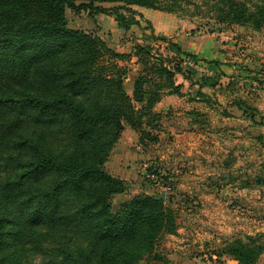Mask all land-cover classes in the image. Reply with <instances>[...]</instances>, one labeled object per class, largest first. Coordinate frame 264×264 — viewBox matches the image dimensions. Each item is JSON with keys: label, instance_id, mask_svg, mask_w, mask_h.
<instances>
[{"label": "trees", "instance_id": "1", "mask_svg": "<svg viewBox=\"0 0 264 264\" xmlns=\"http://www.w3.org/2000/svg\"><path fill=\"white\" fill-rule=\"evenodd\" d=\"M213 1L221 23L264 28V7L250 11L241 1ZM164 2L0 0V264L166 262L156 245L176 232L173 196H126L129 183L108 173L105 163L126 126L138 134L140 145L156 144L152 131L161 115L153 108L164 96H182L176 75L198 84L194 96L203 101L201 89L215 87L217 63L182 51L173 41L166 47L173 59L152 53L150 44L117 52L66 17L67 9L89 17L109 14L128 29L120 10L172 11ZM131 57L140 69L129 94L128 70L120 62ZM187 60L204 62L211 75L201 73L193 81L199 71L186 66ZM190 114L193 123H204L200 113ZM117 195L124 198L113 203ZM261 238H234L214 255L255 264L264 251Z\"/></svg>", "mask_w": 264, "mask_h": 264}, {"label": "rangeland", "instance_id": "2", "mask_svg": "<svg viewBox=\"0 0 264 264\" xmlns=\"http://www.w3.org/2000/svg\"><path fill=\"white\" fill-rule=\"evenodd\" d=\"M164 1L167 5H173L172 11L139 6H130L129 11L120 10L130 24L128 29L119 27L115 17L109 14L89 17L85 11L75 14L67 9L66 17L71 26L96 34L108 46L121 53H132L133 47L138 44H150L152 53L173 59L175 56L166 48L167 41H173L180 48L193 47L200 53L215 54V38H218L217 41L223 39L229 49L225 64L232 65L239 71V74H231L232 77H240V73L247 69L250 74L247 79L251 86L243 87L245 83L241 81L238 84L240 86L237 82L236 85L233 82V86L240 89L242 87L249 92L253 87L258 92L264 91V64L260 62L264 56V46L259 44L264 42V28L255 30L249 24L230 27L226 22L221 23L216 16L217 12L213 10V0H183L175 4L173 1ZM237 1L245 3L250 11L264 7V0ZM98 5L107 9L117 6L112 3ZM248 57L251 62L243 64V60ZM135 59L131 57L120 62L128 70L125 83L129 94L134 76L140 69ZM232 72L230 68L229 75ZM200 75L201 72L197 73L193 81ZM229 80L224 79L223 84ZM230 85L232 83L226 88ZM194 86L198 88V84ZM202 89L201 93L205 95L203 101L207 100L206 103L215 108V87L205 88L207 93ZM229 91H232V87ZM190 95H194V92ZM162 99L153 108L161 115L158 128L152 131L159 141L156 144L140 145L138 134L126 126L105 163L108 173L129 183L126 196L138 193L159 194L161 191L173 196L170 207L176 213L177 229L175 234H164L156 245V252L166 262L152 264H215L216 250L234 238H243L249 234L262 235L260 241L264 245V235L259 231L264 227V153H259L264 148L263 143L251 145L248 137L243 139L244 136L240 134L241 138H228L230 144L227 141L220 145L215 144L214 111L205 115L196 111L204 116L201 119L205 127L202 126L199 131L191 130L179 134L169 122L173 120L181 125L185 122L194 125L195 117L190 114V110L194 106H200L190 104V112L186 115L181 113L178 103L165 107ZM219 100L225 104L223 98ZM255 131L257 130L251 131L254 137L257 135ZM196 132H202L201 136H197ZM234 144L239 148L232 160L227 151ZM218 153H221V157ZM149 168L157 172V178L149 174ZM227 171L237 178L233 180L232 175L230 179L222 178ZM243 175L246 177L244 181L240 179ZM149 179H152V184ZM255 179L259 182L256 183ZM245 182L248 188L244 192L234 189ZM122 198L124 195L115 196L113 203ZM215 200L223 206L225 214L222 217L228 222L232 220L228 229L225 223L227 221H215V212H219ZM217 226L221 229L215 228Z\"/></svg>", "mask_w": 264, "mask_h": 264}, {"label": "crops", "instance_id": "3", "mask_svg": "<svg viewBox=\"0 0 264 264\" xmlns=\"http://www.w3.org/2000/svg\"><path fill=\"white\" fill-rule=\"evenodd\" d=\"M218 38H215V54H209L207 52H202L200 53L199 51H196V49L194 50V48L192 47V49H187L186 47L181 48L182 51L187 52V53H191L193 55H196L199 59H205V60H214L217 63L216 66V81H215V108L213 107V105L211 104L208 105V103H206V101H202L199 97H195L194 95H190L191 92L197 91L196 86H191L192 88H189L188 86H190L189 84H187L188 82L183 80V78L180 75H177L175 77L176 79V83L177 84H181L182 85V89H181V93L182 96H176V95H167L165 96L162 100L163 102V106H169L171 103L172 104H177L180 106L181 113L182 114H188V112L190 111H199L202 114L205 115V113L209 114L212 113L213 111L215 112V124L213 123V126L215 125V144L220 145L225 143L226 141L228 142V144H230V141L228 138H233L235 140V138H241L239 137L240 134H242V136H244L243 139H246V137H248L247 139L250 140L252 143L251 145H255V143H263L264 145V134H263V127H264V91L258 92L256 90L255 87H253V89L249 91H245L244 88L241 87L238 88L237 86H233V82H237V85L239 84V81H241L242 83H245L244 86H251L248 81V77L250 74H248V69L247 71L245 70L244 73H240V77H236L233 76L231 74L236 73L239 74V71L237 68H234V66H228L225 63L227 62V54L226 52L229 51L227 47V44L224 43L223 39H219V41H217ZM179 44H181L179 42ZM261 46H264V42L259 43ZM243 57V56H242ZM248 62H251L250 57L245 58L243 60V64H246ZM262 64H264V56L263 59H261L260 61ZM203 64H205L204 62H202ZM251 63L248 64V66L250 67ZM230 68L231 71H233L232 73H230ZM226 69L228 71H226ZM236 70V72H235ZM250 72V71H249ZM230 79L229 81H227L226 84H223L224 79ZM253 80V78H250ZM240 82V84H241ZM232 83V91L230 90V86L229 88H226L227 85ZM253 85H256L253 83ZM240 86V85H238ZM258 86V85H257ZM237 88V89H235ZM255 88V89H254ZM207 89V88H206ZM205 88L202 89L203 92H206ZM209 89V88H208ZM217 91V92H216ZM219 98H223L225 100V104H223ZM182 100V101H181ZM205 103V104H204ZM190 104H195L197 106H200L199 108H196L194 106L193 109H191L189 111V105ZM210 104V103H209ZM249 108V109H246ZM250 109H255L257 110V112L251 111ZM174 112V110H172ZM204 118V116H202ZM172 125V128L174 129V131H177V133H185L187 131H199L200 128L203 126L197 124H188L187 122L183 123V125L179 124V123H175L173 120H171L169 122V125ZM205 127V125L203 126ZM252 130H257L255 131V133H257V135L252 136L251 131ZM197 136L199 135V137L201 136L200 134L202 132H196ZM184 135V134H183ZM182 135V136H183ZM248 135V136H246ZM228 139V140H226ZM186 140V139H184ZM233 140V141H234ZM237 141V140H236ZM239 148L237 147V145H233L229 148V150L227 151V153L230 155V158H232V160H234V157L236 156V149ZM259 153H264V148L259 150ZM218 156L221 157V153H218ZM232 175V173H229L228 171L226 173H224L222 175V178H232L230 177ZM233 176V175H232ZM234 178H232L233 180L235 178H237V176H233ZM245 175L241 176V180L244 181L245 179ZM256 181V179H255ZM216 187V186H215ZM222 187V186H221ZM247 187L246 182L243 183L241 186H237L234 189L239 191L244 192L245 188ZM225 188H228L227 186ZM248 188V187H247ZM215 191H217V187L215 188ZM215 206L219 207V212H215V221L216 222H223V221H227L225 223H227L226 228H230V223H232V220L230 222H228L227 219H225L224 217H222V215L225 214V211L223 209V206L221 204H219L216 200H215ZM217 229H221V227L217 226L215 227ZM259 231L264 235V227L259 229ZM258 232V231H257ZM249 234V233H248ZM255 234H259V233H255ZM253 234V235H255ZM252 235V234H249ZM216 250V249H215ZM215 264H238L237 261L222 256V257H216L215 256ZM256 264H264V251L262 253V255L260 256L258 262Z\"/></svg>", "mask_w": 264, "mask_h": 264}, {"label": "built area", "instance_id": "4", "mask_svg": "<svg viewBox=\"0 0 264 264\" xmlns=\"http://www.w3.org/2000/svg\"><path fill=\"white\" fill-rule=\"evenodd\" d=\"M185 64L188 67L195 68L197 71L201 72L202 74L211 75V72L205 67V64L203 63H198L195 65L192 61L187 60Z\"/></svg>", "mask_w": 264, "mask_h": 264}, {"label": "water", "instance_id": "5", "mask_svg": "<svg viewBox=\"0 0 264 264\" xmlns=\"http://www.w3.org/2000/svg\"><path fill=\"white\" fill-rule=\"evenodd\" d=\"M167 197L165 191H161V193H159V195L155 196V199H159V200H163Z\"/></svg>", "mask_w": 264, "mask_h": 264}]
</instances>
